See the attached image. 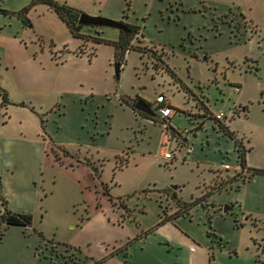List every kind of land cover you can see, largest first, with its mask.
Returning a JSON list of instances; mask_svg holds the SVG:
<instances>
[{
	"label": "rangeland",
	"instance_id": "1",
	"mask_svg": "<svg viewBox=\"0 0 264 264\" xmlns=\"http://www.w3.org/2000/svg\"><path fill=\"white\" fill-rule=\"evenodd\" d=\"M57 1L140 32L116 80L112 44L87 35L77 53L81 39L47 4L23 23L16 11L31 0H0L1 189L32 216L28 226L0 216V264H264V0ZM159 93L172 134L121 101L153 108ZM220 111L238 144L209 117ZM173 192L206 206L158 224ZM128 240L126 254L112 252Z\"/></svg>",
	"mask_w": 264,
	"mask_h": 264
},
{
	"label": "trees",
	"instance_id": "2",
	"mask_svg": "<svg viewBox=\"0 0 264 264\" xmlns=\"http://www.w3.org/2000/svg\"><path fill=\"white\" fill-rule=\"evenodd\" d=\"M37 1H39L41 3H45L50 8H52L56 12L58 17L65 23V25L67 26L69 32L73 36L79 37L81 39V43L78 45V48H77V53H83L84 51H86L85 50L86 49V45L84 44V40H85V37L88 35V37H90V40H92L95 43L96 42H104V43H110V44L113 45V60H114V63L118 62L120 64V68H121L122 62L124 61V55H125L126 51L131 49L130 41H131L132 37L140 32V27L138 25L128 24V23H125V22L122 21L129 28V31L125 33L122 30H120L119 37H118L117 40L105 39V38L100 36L99 32H96L95 35H89V34L83 33L81 31H82V28L85 25L81 24L78 21V15L80 13V10H78V9H76V8L66 4L64 2H60V1H57V0H31V2L29 4L22 6L19 10L16 11V14H17L18 18L21 19V21L23 23L29 22L28 18L26 17V12L28 11L30 5H32L33 3H36ZM0 12L8 13V10L3 9V8L0 7ZM91 26H94V25H91ZM94 48H92V47L89 48V52H88L89 56L92 55L95 52ZM165 67H166V70L170 73V75H172L174 80L178 81V78L175 75L174 71L169 67V65L167 63L165 64ZM114 75H115V73H114ZM115 78H116V80H118L119 74L117 75V77L115 75ZM234 86H237V85H234ZM0 95H1L0 105L7 104L9 102L8 94H7V91L2 86H0ZM138 99H142L150 107L152 106L149 103V101H147L146 99L141 98L139 95H136L135 97L124 96V97L121 98V101H122V103L130 106L135 113L147 115L144 112H141V111H139V110H137V109H135L133 107L135 101L138 100ZM20 104H23V103L20 102ZM203 107H204V109L208 110L206 105H204ZM152 110L154 111V113H156V116L155 117H151V116L147 115L148 117L153 118L154 121H159L158 119L160 117L161 118L160 122L164 124L165 128L167 129V131H170L171 134H172V132L178 131L176 128H174L169 123V121H168L169 120L168 119L169 116L168 117H162L156 111L155 105L152 108ZM205 116H209V115H205ZM209 117H212L214 119V123L217 124L219 129L224 131V133L228 134L232 139H235V143L238 144L239 140L237 138H235L234 131L229 128V126L227 125L225 120H223L221 118H217L213 114H212V116H209ZM203 121H204V119H202L198 123H196L195 129L199 128L202 125ZM237 152H238L237 155H238V158H239L240 167H242V170L244 168L248 169V167H246V165H245V151L238 150V147H237ZM126 162L127 161H125V164H126ZM253 171H261V170L254 169ZM245 178L246 177H244V175H243L242 178H241V181H244ZM211 188L212 189H221L222 185L216 184V185L212 186ZM172 198L175 200L176 209L174 211H172L170 214H168L167 212L161 210V213L159 214L158 224L164 223L166 220H171V219H173L175 217H178V216H181V215H183V216L184 215H189L191 207L196 205V204H199V205H201L203 207L206 206V202L203 201L204 198H205V195L197 197V198H194V199H191V200H183L179 196H177L175 194V192H173ZM0 202H1V205L3 207V211L0 213L1 220L4 221L6 224H16V225H23V226L31 225L32 216H31L30 213H27V212H15V211L10 210L7 207V201H6L5 197L2 194L1 180H0ZM208 220H209V227L211 228V231H208V235L209 234L212 235L213 232H212V226H211V223H210L211 222L210 221V215H208ZM153 229L154 228L152 227V228H149V229H147L145 231H141V233L139 235H137L135 237V239H139L141 237H144L146 234H148ZM39 235L42 236L41 232H39ZM130 241L131 240H128L126 242V244L121 247V249H115L114 251L115 252L125 251L126 248H127L126 245H128V243ZM124 253L126 254L127 252L125 251ZM96 261L99 262L100 259L95 260L94 262L97 263Z\"/></svg>",
	"mask_w": 264,
	"mask_h": 264
},
{
	"label": "water",
	"instance_id": "3",
	"mask_svg": "<svg viewBox=\"0 0 264 264\" xmlns=\"http://www.w3.org/2000/svg\"><path fill=\"white\" fill-rule=\"evenodd\" d=\"M78 21L84 25H94V26L104 25V26L115 27L119 30H122L125 33L129 31V28L122 21L115 20L113 18L102 16V15H93V14H88L85 12H80L78 15ZM114 68H115L114 72L117 77V75L119 74V70H120V64L118 62L114 63ZM133 107L141 112H144L148 116H151V117L156 116V113H154L152 108L142 99L136 100ZM173 187L175 188L176 186H173ZM223 211L225 212L227 211L226 205L223 207Z\"/></svg>",
	"mask_w": 264,
	"mask_h": 264
},
{
	"label": "built area",
	"instance_id": "4",
	"mask_svg": "<svg viewBox=\"0 0 264 264\" xmlns=\"http://www.w3.org/2000/svg\"><path fill=\"white\" fill-rule=\"evenodd\" d=\"M236 87V86H235ZM155 107L156 111L162 116V117H168L170 116L172 112V108L169 106L168 103L165 102V95L162 93H159L156 96L155 100ZM224 116L223 112H217L215 113V117L222 118ZM165 156L170 157L171 154L169 152H165Z\"/></svg>",
	"mask_w": 264,
	"mask_h": 264
},
{
	"label": "flooded vegetation",
	"instance_id": "5",
	"mask_svg": "<svg viewBox=\"0 0 264 264\" xmlns=\"http://www.w3.org/2000/svg\"><path fill=\"white\" fill-rule=\"evenodd\" d=\"M155 62H156V61H153V63H155ZM153 63H152V64H153ZM226 206H227V210H229L230 207H231L230 205H226ZM222 209H223V208H222ZM226 212H227V211H226ZM112 252H115V251H112ZM115 253H116V252H115Z\"/></svg>",
	"mask_w": 264,
	"mask_h": 264
}]
</instances>
